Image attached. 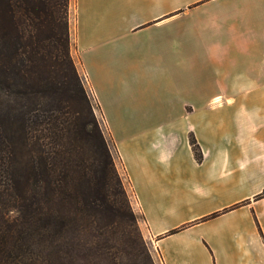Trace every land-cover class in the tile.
I'll return each mask as SVG.
<instances>
[{
	"label": "crops",
	"instance_id": "1",
	"mask_svg": "<svg viewBox=\"0 0 264 264\" xmlns=\"http://www.w3.org/2000/svg\"><path fill=\"white\" fill-rule=\"evenodd\" d=\"M70 1L157 264H264V0Z\"/></svg>",
	"mask_w": 264,
	"mask_h": 264
},
{
	"label": "trees",
	"instance_id": "2",
	"mask_svg": "<svg viewBox=\"0 0 264 264\" xmlns=\"http://www.w3.org/2000/svg\"><path fill=\"white\" fill-rule=\"evenodd\" d=\"M70 6L0 0V264H155L72 55Z\"/></svg>",
	"mask_w": 264,
	"mask_h": 264
},
{
	"label": "rangeland",
	"instance_id": "3",
	"mask_svg": "<svg viewBox=\"0 0 264 264\" xmlns=\"http://www.w3.org/2000/svg\"><path fill=\"white\" fill-rule=\"evenodd\" d=\"M70 9H71V6H70ZM70 14H71V12H70ZM71 45H72V48H71V49H72V55H73V58H74V60H75V62H76V65H77L78 71L80 72V75H81V77L83 78L84 83H85L86 87L88 88V90H89V92H90V95H91V96H94V95H93V92L91 91V89L89 88V86H88V84H87V77H86L85 73L82 71V69H81V67H80V63H79V60H78V58H77V54H76V51H75V44H73L72 41H71ZM93 98L95 99V101H97L96 98H95V96H94ZM101 114H102V115H101ZM97 115H98V117H99V119H100V121H101V123H102V125H103V127H104V129H105V131H106V133H107V135H108V137H109V138L111 139V141L113 142V139H112L111 134H110L109 127H108V126L106 125V123H105L103 113H102V112L100 113V111H97ZM113 145H114V148H115V144H114V142H113ZM115 161H116L117 168H118V170H119V172H120V174H121V176H122V178H123V181H124V184H125V187H126L127 193H128V195H129V197H130V201H131V205H132V207H133V210H134V212L137 214V216L139 217V226H140V229H141L143 218H142V216H141V214H140L139 209L137 208L136 201H135V195L133 194V192H132V190H131V187H130V185H129V180H128L127 174H126L125 169H124V167H123V165H122V163H121V161H120V159H119V156H118V154H117L116 148H115ZM9 216H10L11 218L14 217V216H15V212H12V211H11V212L9 213ZM141 232H142V231H141ZM142 235H143V237H144V240H145L146 243H147V246H148V248H149V250H150V253H151V255H152V257H153V259H154V261H155V264H157L158 256H157L156 251H155L154 248L150 245V242L148 241L146 234H143V232H142Z\"/></svg>",
	"mask_w": 264,
	"mask_h": 264
},
{
	"label": "built area",
	"instance_id": "4",
	"mask_svg": "<svg viewBox=\"0 0 264 264\" xmlns=\"http://www.w3.org/2000/svg\"><path fill=\"white\" fill-rule=\"evenodd\" d=\"M147 239H148V241L150 242V245H151V246L154 248V250H155V242L153 241L152 236L148 234ZM158 262L162 263L161 260H160V257H159V256H158Z\"/></svg>",
	"mask_w": 264,
	"mask_h": 264
}]
</instances>
